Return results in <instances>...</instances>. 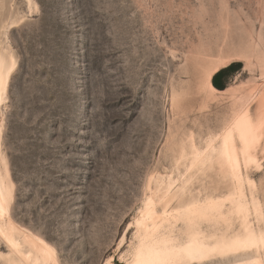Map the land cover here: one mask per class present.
Here are the masks:
<instances>
[{
	"label": "rangeland",
	"instance_id": "obj_1",
	"mask_svg": "<svg viewBox=\"0 0 264 264\" xmlns=\"http://www.w3.org/2000/svg\"><path fill=\"white\" fill-rule=\"evenodd\" d=\"M0 47L17 59L0 111L12 218L63 264H125L153 178L185 171L176 145L219 132L234 92L264 90V0H0ZM215 167L195 192L229 190Z\"/></svg>",
	"mask_w": 264,
	"mask_h": 264
},
{
	"label": "bare ground",
	"instance_id": "obj_2",
	"mask_svg": "<svg viewBox=\"0 0 264 264\" xmlns=\"http://www.w3.org/2000/svg\"><path fill=\"white\" fill-rule=\"evenodd\" d=\"M230 63L214 65L208 73L205 84L211 93L222 92L212 78ZM16 64V57L0 47V111ZM256 93L234 92L231 112L219 132L202 141L191 135L176 145L173 159L185 171L177 178H153L152 193L132 226L135 232L129 247L119 254L121 262L264 264V200L257 196L256 181L249 176L250 168L260 166L258 150H264V90ZM1 140L0 127V239L8 250H0V259L4 264H63L55 245L10 214L14 183ZM215 166L228 175L229 190L195 192L196 175Z\"/></svg>",
	"mask_w": 264,
	"mask_h": 264
},
{
	"label": "trees",
	"instance_id": "obj_3",
	"mask_svg": "<svg viewBox=\"0 0 264 264\" xmlns=\"http://www.w3.org/2000/svg\"><path fill=\"white\" fill-rule=\"evenodd\" d=\"M234 64H231L225 68H222L221 70H219L212 78V83L213 85L218 88L223 90L225 88V85L222 81V75L224 74V71L228 68H230L231 66H233Z\"/></svg>",
	"mask_w": 264,
	"mask_h": 264
}]
</instances>
